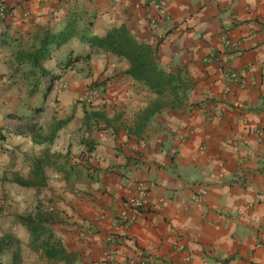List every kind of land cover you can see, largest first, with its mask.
Wrapping results in <instances>:
<instances>
[{"label": "crops", "instance_id": "obj_1", "mask_svg": "<svg viewBox=\"0 0 264 264\" xmlns=\"http://www.w3.org/2000/svg\"><path fill=\"white\" fill-rule=\"evenodd\" d=\"M155 1L0 0V179L26 177L45 155L44 177L59 179L42 196L63 259L28 248L12 217L21 213L0 211V236L19 240L21 264H264V134L252 133H264V0H163L165 16L150 9ZM119 28L151 47L159 69L181 70L190 83L181 105L152 112L157 97L123 74L128 63L85 41ZM62 31L70 37L39 69L87 58L63 71L66 90L56 81L42 101L45 76L29 94L21 55ZM88 88L100 97L78 103ZM90 111L107 124H84ZM25 119L34 127L13 130ZM136 185L148 206L122 227L116 213Z\"/></svg>", "mask_w": 264, "mask_h": 264}, {"label": "trees", "instance_id": "obj_2", "mask_svg": "<svg viewBox=\"0 0 264 264\" xmlns=\"http://www.w3.org/2000/svg\"><path fill=\"white\" fill-rule=\"evenodd\" d=\"M69 37L70 34L65 31L57 34H46L41 39L37 49L31 53L21 55L22 61L29 67L25 75L27 85L30 87L29 94L35 92L38 77L43 75L45 76V86L41 93V98L44 101L49 95L54 82L60 80L63 76V71L69 68L71 64L87 58V55L83 57H71V55H68L63 65L57 70L43 72L39 69L41 62L49 58L50 50L58 49ZM85 41L89 48L101 50L114 57L124 59L128 63V68L123 74L139 83L157 97L152 112L155 113L166 107L179 106L186 98L185 92L190 83L181 76V70L164 72L159 69L155 63L154 52L151 47L138 42L125 29H111L101 37L91 36L85 38ZM41 111V106L33 109V113L35 114ZM8 117L20 119V117L14 115H8ZM83 120L84 124L89 120H99L107 124L104 115L95 111L84 113ZM66 121L56 122L50 132L51 138L53 137L54 130ZM87 150L90 151V147ZM51 164L48 156L38 157L29 162L30 169L26 177L12 176L9 179V182L14 183L20 188H31L34 190L33 207L24 214L12 217L14 223L23 227L28 234V248L39 249L46 259L61 260L64 257V248L58 239L53 238L50 228L54 222V213L51 207L50 210L44 208V203H50L51 199L44 200L42 196L40 197L46 185L44 168ZM20 252V242L14 235L5 233L0 236V258L8 256L7 264H21ZM0 264H2L1 261Z\"/></svg>", "mask_w": 264, "mask_h": 264}, {"label": "built area", "instance_id": "obj_3", "mask_svg": "<svg viewBox=\"0 0 264 264\" xmlns=\"http://www.w3.org/2000/svg\"><path fill=\"white\" fill-rule=\"evenodd\" d=\"M150 9L154 13H157L158 15L165 16L163 0H157L151 3ZM7 15H8V11L6 6L2 2H0V20H4L7 17ZM146 17L149 19L148 15ZM150 22L152 23V20ZM224 43L230 48L232 52L237 50L235 46L231 44L229 41H225ZM229 78L234 81L237 80L235 74H230ZM55 84L56 87L60 90H66L68 88L66 81H57ZM99 97H100V93L97 89L88 88L86 91L82 93L81 100L87 101L93 98L97 99ZM252 133L255 134L258 138L262 137L264 134L259 129H252ZM147 206H148V201L146 200V189L141 185H136L134 187L133 193L126 198L122 209H120L116 213V219L120 224V226L127 227L132 222H134L138 213L144 211L147 208Z\"/></svg>", "mask_w": 264, "mask_h": 264}, {"label": "rangeland", "instance_id": "obj_4", "mask_svg": "<svg viewBox=\"0 0 264 264\" xmlns=\"http://www.w3.org/2000/svg\"><path fill=\"white\" fill-rule=\"evenodd\" d=\"M82 95V93H81ZM81 95L79 96V101H81ZM55 104H57L56 102H54ZM78 103H82L83 105H88V103H86L85 101H81ZM32 121H34L35 119H31ZM13 130L15 128H21V129H28L29 127H34L35 124H33L30 119H25V120H21L19 121H13ZM11 123V124H12ZM15 165V164H13ZM15 166H17L19 168V173L21 176H25V174L27 173L25 167L27 166V163L22 162V163H17ZM46 173H50V171H48L46 169ZM11 173H9V175H5L3 176V180L0 179V211H3V215H5V217H10V215H14L17 212H20L21 214H24L26 212V209L31 206H33L34 203V198H33V194L29 192V190L24 189V188H20L18 186H16L14 183L9 182V179H11L10 176ZM48 184L49 181L53 182L54 180L58 181L59 179L56 178L54 179L53 177H48L46 178ZM44 195H48L46 192L42 191L40 197ZM43 199V196H42ZM1 261L2 263H4V261H6V256L1 257Z\"/></svg>", "mask_w": 264, "mask_h": 264}]
</instances>
